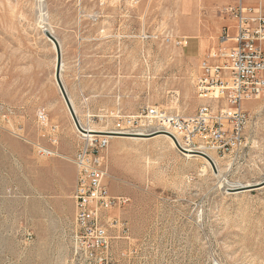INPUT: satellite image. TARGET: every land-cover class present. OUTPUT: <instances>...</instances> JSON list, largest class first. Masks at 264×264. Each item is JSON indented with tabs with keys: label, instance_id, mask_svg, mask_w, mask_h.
<instances>
[{
	"label": "rangeland",
	"instance_id": "374dc122",
	"mask_svg": "<svg viewBox=\"0 0 264 264\" xmlns=\"http://www.w3.org/2000/svg\"><path fill=\"white\" fill-rule=\"evenodd\" d=\"M229 2L0 0V264H77L72 158L82 134L45 29L61 42L81 125L108 130L150 105L191 115L210 102L199 97L200 65L230 46ZM243 107L245 146L211 154L220 172L164 136L109 139L108 190L129 198L110 210L111 264H264V186L229 190L264 180V95Z\"/></svg>",
	"mask_w": 264,
	"mask_h": 264
},
{
	"label": "built area",
	"instance_id": "2783aa9c",
	"mask_svg": "<svg viewBox=\"0 0 264 264\" xmlns=\"http://www.w3.org/2000/svg\"><path fill=\"white\" fill-rule=\"evenodd\" d=\"M224 11L233 20L234 33L228 29L223 33V43L230 46L210 52L200 65L199 97L210 102L191 115L150 105L98 136H86L80 124L81 141L72 158L77 175L70 233L77 264H111L110 210L129 202L126 196L111 195L106 184L105 148L112 136L167 134L178 149L179 145L211 158L213 153L225 155L245 146L252 116L243 103L264 95V0H230ZM39 118L45 121L46 115L40 113Z\"/></svg>",
	"mask_w": 264,
	"mask_h": 264
},
{
	"label": "water",
	"instance_id": "95a60500",
	"mask_svg": "<svg viewBox=\"0 0 264 264\" xmlns=\"http://www.w3.org/2000/svg\"><path fill=\"white\" fill-rule=\"evenodd\" d=\"M45 34L54 43L56 51H57V65H56V71H55V79L57 81L58 87H59L60 92H61L69 110H70V113L72 115V118H73L75 124L79 128H81L79 119H78V117L74 111V108L71 104L67 90H66V88L62 82V79H61V74H62V48H61V45H60L59 41L57 40V38L48 29H45ZM117 135H125V134H117ZM155 135H157V134L142 135V136L151 137V136H155ZM178 147L182 152H184V153L187 152L186 150L182 149L179 145H178ZM202 155L204 157H206L215 166V163L211 157H209L206 154H202ZM263 186H264V180L261 182H258V183L251 184V185L246 186V187H242V188L237 189V190H232V189H229V190H231V191H244V190H252V189H256V188H261Z\"/></svg>",
	"mask_w": 264,
	"mask_h": 264
},
{
	"label": "bare ground",
	"instance_id": "6f19581e",
	"mask_svg": "<svg viewBox=\"0 0 264 264\" xmlns=\"http://www.w3.org/2000/svg\"><path fill=\"white\" fill-rule=\"evenodd\" d=\"M45 29V28H44ZM60 44H61V42H60ZM62 65L64 66V63H62ZM61 79H62V82H63V84H64V80H63V76H62V74H61ZM55 82H56V84H57V81H56V79H55ZM64 86H65V84H64ZM57 87H58V84H57ZM66 87V86H65ZM58 89H59V87H58ZM66 90H67V88H66ZM59 91H60V89H59ZM61 93V92H60ZM67 93H68V91H67ZM61 96H62V94H61ZM68 96H69V98H70V101H71V104H72V106H73V108H74V111H75V113H76V115H77V117H78V119H79V122H81L82 123V121H80L81 119H80V117H79V115H78V112H77V109H76V106H75V104H74V102H73V100H72V97L70 96V94L68 93ZM62 99H63V101H64V103H65V105H66V108H67V111H68V113H69V115L72 117V115H71V113H70V110H69V108H68V106H67V104H66V102H65V100H64V98H63V96H62ZM80 123V124H81ZM76 126V125H75ZM83 126V125H82ZM84 127V126H83ZM77 129H78V126L76 127ZM85 129H86V132H85V135L86 136H94V135H99V134H103V130H104V128H98V127H96V126H92V125H89V126H87V127H84ZM105 131V130H104ZM142 135H145V134H139V135H129L130 137H128V138H132V139H148V138H141L140 136H142ZM159 136H164V137H166V138H168L169 140H171L172 141V139L167 135V134H157L156 136H154V137H159ZM113 137H117V136H113ZM121 137V136H120ZM170 141V142H171ZM173 142V141H172ZM174 144V143H173ZM172 144V145H173ZM173 146H175V145H173ZM185 155L187 156V157H191V156H200V155H198V154H192V152H186L185 153ZM200 157H202L203 159H205V161H206V163L208 164H210V162L208 161V159L206 158V157H204V156H200ZM213 160H214V162H215V167H217V172H220V169H219V166H218V162H217V160H216V158H214L213 157ZM252 183H243V184H237V185H235L234 186V188H232L233 190H237V189H240V188H242V187H246V186H249V185H251Z\"/></svg>",
	"mask_w": 264,
	"mask_h": 264
},
{
	"label": "crops",
	"instance_id": "0c3cea01",
	"mask_svg": "<svg viewBox=\"0 0 264 264\" xmlns=\"http://www.w3.org/2000/svg\"><path fill=\"white\" fill-rule=\"evenodd\" d=\"M230 44V43H229ZM254 103V102H253ZM250 107V106H249ZM253 108H258L259 107V104H256V105H254L253 104V106H252Z\"/></svg>",
	"mask_w": 264,
	"mask_h": 264
}]
</instances>
